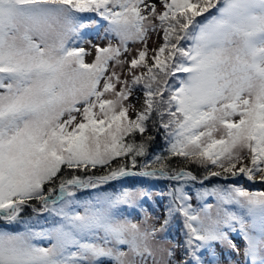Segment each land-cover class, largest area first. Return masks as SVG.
Listing matches in <instances>:
<instances>
[{
  "label": "snow or ice",
  "instance_id": "6c2138e0",
  "mask_svg": "<svg viewBox=\"0 0 264 264\" xmlns=\"http://www.w3.org/2000/svg\"><path fill=\"white\" fill-rule=\"evenodd\" d=\"M241 180L264 0H0V264H264Z\"/></svg>",
  "mask_w": 264,
  "mask_h": 264
},
{
  "label": "rangeland",
  "instance_id": "374dc122",
  "mask_svg": "<svg viewBox=\"0 0 264 264\" xmlns=\"http://www.w3.org/2000/svg\"><path fill=\"white\" fill-rule=\"evenodd\" d=\"M84 40L85 41L91 40V41L96 42V43H101L102 45H106L107 44V40H100L99 37H98L97 32H95V31H90L89 33H87L84 36ZM158 42H159V38L155 34H153L148 40V47L151 48ZM85 46L87 47V45H85ZM139 47H140V45L129 44V48L132 50L133 53L136 50H138ZM86 61L90 62L91 61V57H86ZM241 183H243V182H241ZM257 183H258V185H256V187H253V188L248 187V188H250L251 190H264V186H262V185L260 186L259 182H257ZM169 235H170V237L173 240L180 239L179 230L177 228H174L170 232ZM42 246H46V245H42Z\"/></svg>",
  "mask_w": 264,
  "mask_h": 264
},
{
  "label": "trees",
  "instance_id": "16d2710c",
  "mask_svg": "<svg viewBox=\"0 0 264 264\" xmlns=\"http://www.w3.org/2000/svg\"><path fill=\"white\" fill-rule=\"evenodd\" d=\"M161 146H162V143H161ZM240 182H243L246 187H251V188L256 187V185H258V184H256V185L255 184H250V183H247L246 181H243V180H241ZM213 183H215V181H213ZM207 186L211 187V184H209ZM176 228L179 230V227L178 226Z\"/></svg>",
  "mask_w": 264,
  "mask_h": 264
}]
</instances>
